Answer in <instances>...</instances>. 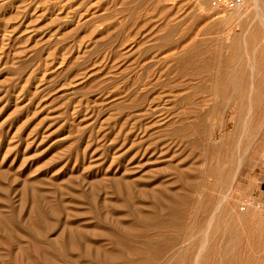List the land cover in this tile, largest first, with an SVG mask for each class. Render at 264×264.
<instances>
[{
	"label": "rangeland",
	"instance_id": "1",
	"mask_svg": "<svg viewBox=\"0 0 264 264\" xmlns=\"http://www.w3.org/2000/svg\"><path fill=\"white\" fill-rule=\"evenodd\" d=\"M0 264H264V0H0Z\"/></svg>",
	"mask_w": 264,
	"mask_h": 264
},
{
	"label": "built area",
	"instance_id": "2",
	"mask_svg": "<svg viewBox=\"0 0 264 264\" xmlns=\"http://www.w3.org/2000/svg\"><path fill=\"white\" fill-rule=\"evenodd\" d=\"M243 1L244 0H224V5H226L228 9H237L242 5ZM254 203L256 204V201L254 199L248 198L244 203L240 205V208L245 209L248 205H254Z\"/></svg>",
	"mask_w": 264,
	"mask_h": 264
},
{
	"label": "bare ground",
	"instance_id": "3",
	"mask_svg": "<svg viewBox=\"0 0 264 264\" xmlns=\"http://www.w3.org/2000/svg\"><path fill=\"white\" fill-rule=\"evenodd\" d=\"M213 3V2H212ZM216 4V1H214V5ZM257 3H255V5H256ZM162 85H163V83H162ZM166 85V84H165ZM238 108V107H237ZM237 116H239V115H237ZM238 118V117H237ZM235 158V157H234ZM230 161H231V159H230ZM233 164V163H232ZM230 169V168H229ZM231 170V169H230ZM226 171V170H225ZM229 172V171H228ZM226 175V174H225ZM229 175H230V172H229Z\"/></svg>",
	"mask_w": 264,
	"mask_h": 264
}]
</instances>
